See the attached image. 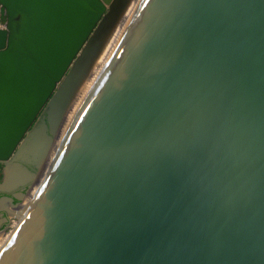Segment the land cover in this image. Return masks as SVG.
I'll return each instance as SVG.
<instances>
[{
  "label": "water",
  "instance_id": "95a60500",
  "mask_svg": "<svg viewBox=\"0 0 264 264\" xmlns=\"http://www.w3.org/2000/svg\"><path fill=\"white\" fill-rule=\"evenodd\" d=\"M131 2L0 0V165L39 181L73 65ZM18 220L0 264H264V0H142Z\"/></svg>",
  "mask_w": 264,
  "mask_h": 264
},
{
  "label": "bare ground",
  "instance_id": "6f19581e",
  "mask_svg": "<svg viewBox=\"0 0 264 264\" xmlns=\"http://www.w3.org/2000/svg\"><path fill=\"white\" fill-rule=\"evenodd\" d=\"M131 1L132 2L127 12L119 20H116L115 22H111V23H103L99 27V30L95 34L92 42L89 45H87L86 48L79 54L77 61L73 65L72 72H73L75 65L80 60L82 54L85 51H87L91 46H93L94 43H99L101 52H102V56H101L102 59L99 60L100 62L98 66L90 65L92 66V68L95 67L93 71L91 70L89 71V73L87 72L84 75H81V77L78 80V85H77V87L79 88V94L77 95L75 100H72L71 98V101L69 103L70 105L67 109H65V111L64 110L61 111L60 122L58 123L57 127L54 129L55 141H54L53 147H55V151L57 152V154L54 157L53 155L50 156L51 158L48 157L49 160L47 158L46 162H44L43 166H41L42 167L41 172L43 173V178H41L38 185L33 189L31 193L32 196L30 198V201L29 202L27 201L28 203L26 202V204L21 207V211L18 213V219L20 220L22 219V217L25 215V213L27 212V210L30 208L31 204L35 200L39 192V189L42 186V183L45 179V176L48 175L53 165V162L55 161L57 155L59 154L60 149L62 148V145L67 135L69 134L72 126L76 122L87 99L89 98L91 92L93 91L97 83V80L99 79L101 73L103 72L104 68L108 64L111 56L113 55L115 51V48L117 47L119 41L121 40L126 28L129 25V22L131 21V18L133 17L134 13L136 12L142 0H131ZM103 32H105V34H103ZM99 36L100 38H98ZM70 79H71V75H70ZM70 79H69V82H70ZM12 233L13 232H10V233L3 232L0 234V257L7 243L10 241L12 237Z\"/></svg>",
  "mask_w": 264,
  "mask_h": 264
},
{
  "label": "flooded vegetation",
  "instance_id": "af4514ba",
  "mask_svg": "<svg viewBox=\"0 0 264 264\" xmlns=\"http://www.w3.org/2000/svg\"><path fill=\"white\" fill-rule=\"evenodd\" d=\"M43 122H44V124L46 123L47 126H46V129L42 135L44 137V140L47 141V144H48V141H50V139H52V137H53L52 133H51L52 128H51V124H49L48 117H46L45 120H43ZM50 144H51V142H50ZM45 147L46 146H43V148H45ZM45 162H46V160H45ZM43 164L44 163H42V166H43ZM39 165L40 164H37V162L35 160L34 161L31 160L30 162L25 161V160L24 161L20 160L19 162L14 163L11 166L10 165L9 166L0 165V173L1 174L3 173L4 178L7 175L13 173L14 176H16V180H17L16 183L14 182L10 186H7L6 184H4L5 181L3 183H0V215L2 216V218L0 219V223H2V225L11 221V214L16 213L17 208H19V210L21 209V207L23 206L21 204V202L25 198L26 194L28 195L30 193L29 197L31 198V196H32L31 193H32L33 189L39 183L38 182L36 184V182H37L36 181V175L38 173V166ZM5 173H6V175H5ZM34 181H35L34 188L32 189V191L28 190L30 187V184L32 182L34 184ZM20 204L22 205L21 207H19ZM14 226H15V224H14Z\"/></svg>",
  "mask_w": 264,
  "mask_h": 264
},
{
  "label": "rangeland",
  "instance_id": "374dc122",
  "mask_svg": "<svg viewBox=\"0 0 264 264\" xmlns=\"http://www.w3.org/2000/svg\"><path fill=\"white\" fill-rule=\"evenodd\" d=\"M103 34H105V32H103ZM98 35H99V33H98ZM98 38H100V36ZM101 56H102V52H101V48H100L99 43H94L93 46H91L87 51H85L82 54L80 60L75 65L73 72H72V70L70 71V73L72 72V74H71L70 82L67 85L66 92L64 94V102L59 107L62 109V111L63 110L65 111V109H67L69 107V105H70L69 103L71 101V98H72V100H75V98L79 94V88L77 87V85H78V80L81 77V75H84L87 72L89 73V71H91V70L93 71V69H95V67L92 68V66H94V65L98 66L99 65V62H100L99 60L102 59ZM90 65H92V66H90ZM89 75H91V74H89ZM53 114H54V112H53ZM60 119H61V117L59 118V122H60ZM48 120H49V118H48ZM38 169H39V166H38ZM40 176H41L40 178H43L42 173ZM40 180L41 179H39V181ZM16 181H17L16 176H14L13 173L7 175L5 178H4L3 173L2 174L0 173V183L4 182V184H6L7 186H10V185H12V183H14V182L16 183ZM39 181H37L36 184ZM34 186H35V181H34V184H33V182L30 184V187L28 190L32 191ZM29 196H30V193H29V195L26 194V196L22 200L21 204H25L26 201L29 202L30 201ZM21 204L19 205L20 207H21ZM16 210H17L16 213L11 214V221L7 222L8 224L6 223V224L2 225V223H0V232L1 233H3V232L10 233L11 231L14 230V227H15L14 224L18 225V221H19L18 220V213L20 212L21 209L19 210V208H17ZM1 218H2V216L0 215V219Z\"/></svg>",
  "mask_w": 264,
  "mask_h": 264
},
{
  "label": "built area",
  "instance_id": "2783aa9c",
  "mask_svg": "<svg viewBox=\"0 0 264 264\" xmlns=\"http://www.w3.org/2000/svg\"><path fill=\"white\" fill-rule=\"evenodd\" d=\"M12 232V231H11Z\"/></svg>",
  "mask_w": 264,
  "mask_h": 264
}]
</instances>
